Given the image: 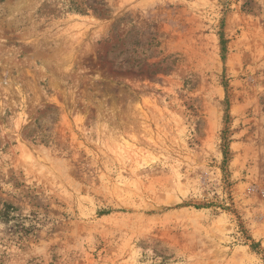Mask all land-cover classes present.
Here are the masks:
<instances>
[{"label": "rangeland", "instance_id": "obj_1", "mask_svg": "<svg viewBox=\"0 0 264 264\" xmlns=\"http://www.w3.org/2000/svg\"><path fill=\"white\" fill-rule=\"evenodd\" d=\"M0 264H264V0H0Z\"/></svg>", "mask_w": 264, "mask_h": 264}, {"label": "trees", "instance_id": "obj_2", "mask_svg": "<svg viewBox=\"0 0 264 264\" xmlns=\"http://www.w3.org/2000/svg\"><path fill=\"white\" fill-rule=\"evenodd\" d=\"M224 42V41H223Z\"/></svg>", "mask_w": 264, "mask_h": 264}]
</instances>
